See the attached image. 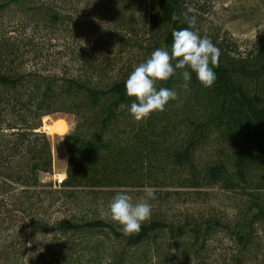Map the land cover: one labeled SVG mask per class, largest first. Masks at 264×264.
Instances as JSON below:
<instances>
[{
	"label": "trees",
	"instance_id": "1",
	"mask_svg": "<svg viewBox=\"0 0 264 264\" xmlns=\"http://www.w3.org/2000/svg\"><path fill=\"white\" fill-rule=\"evenodd\" d=\"M62 2L69 3L0 0V18L12 14L24 18L20 31L52 33L69 26L76 30L73 35L83 29L92 36L91 50H96L79 58L76 73L45 75L18 67L13 47L0 37V225L17 221L30 238L56 231L58 240L62 238L56 250H43L52 264L81 263L78 247L86 243L81 238L75 243V238L82 230L111 234L113 244L104 250L105 264L264 262V34L253 53L236 57L227 43L201 33L203 10L195 3L192 6L191 0H98V20L86 24L72 17L73 9L64 11ZM139 6L148 12V58L159 47L171 48L173 30L188 27L172 20L174 13L183 19L188 7L196 10L189 13L197 17L193 30L210 38L221 54L212 88H204L193 74L186 91L178 70L176 76L157 84L176 90L178 98L164 112L137 121L129 112L133 98L125 92L131 72L114 75L108 56L115 46L119 51L140 48L126 37L134 8ZM5 33L0 29V34ZM66 50L73 53L72 48ZM55 114L70 115L75 121L62 140L67 158L59 186L39 180V175L52 172L49 142L39 131L40 121ZM211 141L224 155L198 162L197 153ZM170 185L217 187L238 193L241 204L230 217L212 214L168 220L152 212L150 221L131 235L97 218H77L74 213L53 218L74 201L75 190ZM219 235L234 249L228 257L214 259L211 242Z\"/></svg>",
	"mask_w": 264,
	"mask_h": 264
},
{
	"label": "rangeland",
	"instance_id": "2",
	"mask_svg": "<svg viewBox=\"0 0 264 264\" xmlns=\"http://www.w3.org/2000/svg\"><path fill=\"white\" fill-rule=\"evenodd\" d=\"M69 3H60L64 11L73 9L72 17L77 18L80 23L86 24L98 20V0H68ZM191 5L202 7L199 30L206 35H213L217 40L221 39L227 43L228 48L236 57H243L253 53L257 39L264 34V0H191ZM108 4L112 5L110 2ZM195 3V5H194ZM196 7V6H195ZM142 6L134 8L129 23L128 37L131 43L141 45L139 49L124 48L119 51L117 46L113 47L111 56H108L113 68L114 75L132 72L142 61L148 59L145 47L148 45L146 29V14ZM145 18V27H142ZM24 18L19 14L5 15L0 18V29L4 28L5 34L0 37L7 41L14 49V60L18 67L25 72L40 71L42 74H60L63 71L76 73L80 66L79 58L88 55L91 50L90 42L92 36L83 29L72 35L74 30L69 26L66 31L63 27L59 31L49 33L44 30L37 33H24L19 30V22ZM112 21V20H111ZM109 26L112 22L108 23ZM18 27V28H17ZM18 29V31L16 30ZM67 30H69L67 32ZM127 31V29H126ZM72 48L73 53L66 49ZM104 57V56H99ZM102 59V58H101ZM20 70V69H19ZM39 131L44 133L49 142L52 158V172L47 175H39L42 183H53L56 177L64 176L66 154L63 149L62 140L66 134L71 132L75 126L74 118L70 115L55 114L45 116L41 119ZM56 122L66 125L63 135H49L47 127ZM224 151L216 142L211 141L200 150L196 156L198 162H206L224 155ZM65 178V177H64ZM56 186V185H55ZM57 188V187H56ZM143 188H117L93 190H75V199L67 203V207L60 210L61 213L53 215L54 219L74 213L77 218H97L110 223L117 231H123L122 227L115 223L108 212V206L112 198L121 191H127L133 197V202L144 197ZM155 189L156 198L150 200L152 212H157L161 217L168 220L181 219L183 217H199L200 215H226L230 217L240 202V195L235 192H225L217 187L186 189L168 186ZM166 193V194H165ZM225 216V217H226ZM76 218V219H77ZM1 219H4L3 217ZM17 221L9 224L4 221L0 225V264H52L47 263L44 257V249L55 251L62 238L54 230L43 231L34 238L27 237L25 230L18 228ZM75 243L81 238L86 246H79L82 254L77 252L81 263L78 264H105L104 250L112 247V236L106 231L82 230L76 235ZM51 242L52 245H49ZM213 258H226L233 252V245L223 236H217L212 240ZM77 249V250H78ZM79 251V250H78ZM215 255V256H214ZM218 255L219 258L216 256ZM81 257V258H80ZM262 262V261H261ZM229 264V263H225ZM231 264V263H230ZM257 264H264L257 263Z\"/></svg>",
	"mask_w": 264,
	"mask_h": 264
},
{
	"label": "clouds",
	"instance_id": "3",
	"mask_svg": "<svg viewBox=\"0 0 264 264\" xmlns=\"http://www.w3.org/2000/svg\"><path fill=\"white\" fill-rule=\"evenodd\" d=\"M196 10L188 7L181 16L172 15V20L186 23L188 27L173 30L172 44L169 49L162 46L155 49L146 61L140 63L128 76L125 92L133 98L129 112L137 121L146 120L153 113H162L170 101L178 98L174 89L157 87L171 77H182V87L188 91L195 74L196 80L204 88H212L217 81L214 68L219 66L220 50L207 36L201 37L195 29L197 17L189 16ZM155 189L145 187L144 197L133 202L127 191L117 193L108 206L111 219L119 224L125 234L139 233L144 223L150 221Z\"/></svg>",
	"mask_w": 264,
	"mask_h": 264
},
{
	"label": "bare ground",
	"instance_id": "4",
	"mask_svg": "<svg viewBox=\"0 0 264 264\" xmlns=\"http://www.w3.org/2000/svg\"><path fill=\"white\" fill-rule=\"evenodd\" d=\"M49 135H63L66 132V125L63 122H56L53 126L47 127Z\"/></svg>",
	"mask_w": 264,
	"mask_h": 264
},
{
	"label": "built area",
	"instance_id": "5",
	"mask_svg": "<svg viewBox=\"0 0 264 264\" xmlns=\"http://www.w3.org/2000/svg\"><path fill=\"white\" fill-rule=\"evenodd\" d=\"M63 180H64V176L56 177L53 181V184L59 186Z\"/></svg>",
	"mask_w": 264,
	"mask_h": 264
}]
</instances>
